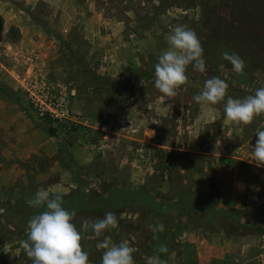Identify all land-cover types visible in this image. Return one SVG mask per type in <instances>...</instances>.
Instances as JSON below:
<instances>
[{
	"label": "rangeland",
	"instance_id": "1",
	"mask_svg": "<svg viewBox=\"0 0 264 264\" xmlns=\"http://www.w3.org/2000/svg\"><path fill=\"white\" fill-rule=\"evenodd\" d=\"M247 1L0 0V264H264V237L232 231L264 214ZM50 94L62 117L34 104ZM183 192L217 203L177 210ZM76 194L94 203L59 206Z\"/></svg>",
	"mask_w": 264,
	"mask_h": 264
},
{
	"label": "trees",
	"instance_id": "2",
	"mask_svg": "<svg viewBox=\"0 0 264 264\" xmlns=\"http://www.w3.org/2000/svg\"><path fill=\"white\" fill-rule=\"evenodd\" d=\"M235 17L237 19L236 21L239 23V26L235 29L234 32H232L234 35L237 33V31L240 34V29L242 27H246L250 33L253 32L256 33V30L262 25L264 21V0H248L246 4L243 5L242 8L236 10ZM13 29L14 32L18 31L17 28H13ZM217 46H219L223 50L235 51L234 45L230 44L227 41L226 42L219 41V43H217ZM243 59L246 60L243 61V64L245 66H248L249 57L245 55L243 56V58H241V60ZM185 64L186 62H182L180 67L185 68ZM242 73L244 75L247 74L243 70V68H242ZM50 131H51L50 133L53 134L54 130H51L50 128ZM84 200L88 202L87 205L89 207H91V204L94 203L93 199H91L90 197H85L76 194L70 197H62L59 201V206L63 208L82 207ZM105 203L106 200H104L103 203H101L100 200L97 201V204H99V206L102 207L103 209L107 208L105 207L107 206V203L106 204ZM213 203H215V201L207 202L203 200L202 197L194 195L191 192H183L177 196L174 206L177 210H181V211L198 208L203 213L209 215V213L211 212L210 207ZM240 225L244 229V232H239L237 229L233 228L232 229V231H234L233 233H238V234L252 233V234L262 235L264 234V214L261 218L258 217L257 219L253 220L252 224H240ZM68 232L70 233V230H68ZM70 259L71 256L69 255L68 252L61 251V252H55L54 255L51 257L40 259L37 264H58L57 263L58 261H64V264H70Z\"/></svg>",
	"mask_w": 264,
	"mask_h": 264
},
{
	"label": "built area",
	"instance_id": "3",
	"mask_svg": "<svg viewBox=\"0 0 264 264\" xmlns=\"http://www.w3.org/2000/svg\"><path fill=\"white\" fill-rule=\"evenodd\" d=\"M31 94L35 96L33 92H31ZM34 104L36 105L41 114L57 118L63 116V114L57 113L59 103L51 94L47 102H43L37 97L34 98Z\"/></svg>",
	"mask_w": 264,
	"mask_h": 264
},
{
	"label": "crops",
	"instance_id": "4",
	"mask_svg": "<svg viewBox=\"0 0 264 264\" xmlns=\"http://www.w3.org/2000/svg\"><path fill=\"white\" fill-rule=\"evenodd\" d=\"M63 22V21H62ZM63 31H66V29H63ZM246 236V235H245ZM247 236H250V235H247ZM256 236H259V235H256ZM260 236H263L264 237V234L260 235Z\"/></svg>",
	"mask_w": 264,
	"mask_h": 264
}]
</instances>
